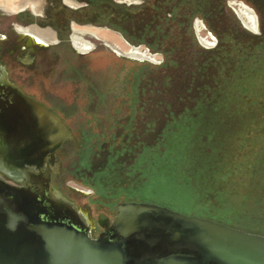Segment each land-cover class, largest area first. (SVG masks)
<instances>
[{"label":"trees","instance_id":"16d2710c","mask_svg":"<svg viewBox=\"0 0 264 264\" xmlns=\"http://www.w3.org/2000/svg\"><path fill=\"white\" fill-rule=\"evenodd\" d=\"M78 1L84 5L73 9L62 0H47L42 23L58 27L63 39L73 20L109 26L131 43L161 52L167 71L185 68L189 73L179 108L167 103L165 126L143 152L147 182L158 175L190 192L204 204L198 210L202 217L264 231L262 224L239 221L246 202L254 198L255 181L264 184V0H246L259 14L261 34L234 23L228 0H143L139 5ZM197 17L216 36L215 47L184 46ZM257 204L251 210L264 209Z\"/></svg>","mask_w":264,"mask_h":264},{"label":"rangeland","instance_id":"374dc122","mask_svg":"<svg viewBox=\"0 0 264 264\" xmlns=\"http://www.w3.org/2000/svg\"><path fill=\"white\" fill-rule=\"evenodd\" d=\"M115 1L127 5L143 3V0ZM232 1L248 4L259 18L251 2L228 0L230 18L237 26L240 23L245 27ZM34 2H38L41 13H44L46 0H0V6L7 8L8 19H27L24 14L43 19L29 8ZM83 5L82 2H75L74 7L80 8ZM19 11L21 15L17 14ZM198 23L202 24L201 32ZM74 24L104 27L112 31L103 30L104 33L115 36L107 34L102 40L84 35L96 47L83 53L71 42ZM33 28L36 31L53 32L50 27L41 26V23ZM70 29L63 43L50 46L48 58L54 61L55 70L44 72L36 83L26 86L29 92L35 93L59 113L75 134V141L66 142L59 152L62 170L55 177L57 188L80 208L89 209L93 217L102 212L115 214L116 205L127 201L156 203L186 215L202 217L198 210L204 208V204L190 192L169 185L158 175L149 184L146 171L148 163L146 157H142L145 147L156 142L165 126L167 103L173 104L175 111L179 108L181 102H178V97L189 80L188 71L186 73L185 68L167 71L163 67L165 56L161 52L152 51L146 44H133L121 32L109 26L81 24L73 20ZM200 33L213 44L206 45ZM240 35L247 36L242 32ZM106 39L125 47H140L152 57H130L118 53ZM188 40L192 43L189 44ZM185 41V47L194 48H213L217 44L216 36L200 17L194 19L192 29L185 35ZM257 174L259 179L261 172ZM259 181L256 180L258 184L252 188L255 194L253 201L248 200L246 205L249 207L246 206L239 214L242 223L264 226V221H261L264 220V209L257 212L251 210L255 203L264 208V184H259ZM260 232L254 233L264 235V231Z\"/></svg>","mask_w":264,"mask_h":264},{"label":"water","instance_id":"95a60500","mask_svg":"<svg viewBox=\"0 0 264 264\" xmlns=\"http://www.w3.org/2000/svg\"><path fill=\"white\" fill-rule=\"evenodd\" d=\"M74 139L44 103L0 82V174L17 183L0 176V264H264V235L145 201L120 203L92 238L51 179Z\"/></svg>","mask_w":264,"mask_h":264},{"label":"flooded vegetation","instance_id":"af4514ba","mask_svg":"<svg viewBox=\"0 0 264 264\" xmlns=\"http://www.w3.org/2000/svg\"><path fill=\"white\" fill-rule=\"evenodd\" d=\"M76 1L79 2L78 0ZM63 3L66 6L70 7L69 4L65 2V0H63ZM46 8H47V4L43 10L44 13H41L40 17L43 18L47 17ZM7 11L8 10L6 8H2L0 6V82H3L4 79L7 78L11 83L19 87L26 94L40 100L51 111L59 115V113H57L52 107L47 105V103L44 102L35 93L29 92L26 86L28 85L31 86L32 84L36 83V81L44 75V72L46 71L51 72L55 70L54 61L48 58V55L50 53V46L57 43L59 45L64 42V39L60 36L58 27H55L53 25H45L44 23H42V18L41 19L34 18L31 15L29 16V14H24V16L27 15L28 17L27 19H23L21 21H19L18 19L16 20L8 19L9 15L7 14ZM21 11H19L17 14L21 15L20 14L22 13ZM38 23L39 24L41 23V26L43 25L46 27H50L53 30V33L55 34L57 39L56 43L53 41L50 42L39 41L34 35L23 32L19 28L20 26L33 27ZM40 28H44V27H40ZM64 123L66 124L65 121ZM68 128L72 131V129L69 126ZM75 139L73 141H75ZM65 144L66 142L64 143V145ZM63 147L56 154V159L60 163L58 169L57 167L54 166V168L51 170V179L53 182V186L63 195L64 198H66L68 201L74 204L80 218L88 226L90 236L92 238H97L103 232V228L106 225L111 224L115 220L117 214V206L120 203L116 205L115 214L110 215L108 213L102 212L98 214L96 217H93L89 212V209L85 210L83 208H80L79 205H77V203L66 197L64 193L55 185V177L59 176L62 170V159L59 156V152L63 149ZM47 168H48L47 165L44 164L42 170L45 171ZM0 176L3 179L13 184H17L15 181L11 180L8 176L2 174H0ZM18 184L25 185L26 181L23 180Z\"/></svg>","mask_w":264,"mask_h":264},{"label":"bare ground","instance_id":"6f19581e","mask_svg":"<svg viewBox=\"0 0 264 264\" xmlns=\"http://www.w3.org/2000/svg\"><path fill=\"white\" fill-rule=\"evenodd\" d=\"M65 2L69 5L74 6L75 2L73 0H65ZM233 5L236 6V10L237 12L240 14V16L244 19L245 23L247 24V26L251 29V30H257L258 28V15L255 12V10L249 6L248 4L242 2V1H232ZM6 8V7H5ZM29 8L32 10V12L36 15V16H40L41 15V8L40 5L38 4V2H34L31 3L29 5ZM7 9V8H6ZM202 24L198 23V29L201 32L202 31ZM20 30H22L23 32L26 33H30L32 35H34L37 40L42 41V42H57V39L54 37V33L51 31H36L33 27H23L20 26L19 27ZM73 33H72V45L80 52L83 53H88L92 50L95 49V43L86 39L84 35L88 34L91 35L92 37L96 38V39H102L104 38V36H106L107 34H109L110 37H114L115 35H112L111 33H104L103 30H107V32H112L107 28L104 27H96V26H92V25H88V26H79V25H73ZM201 35V33H200ZM51 36H53L54 38L50 39ZM201 39L203 40V42L206 45H212L213 42L209 40L208 37H205L203 35H201ZM106 41L109 42L108 39H106ZM109 44L114 48L115 51H117L118 53L130 56V57H140V58H151L152 56L147 52L142 50L140 47H135V46H130V47H125L123 44L120 43H110Z\"/></svg>","mask_w":264,"mask_h":264}]
</instances>
